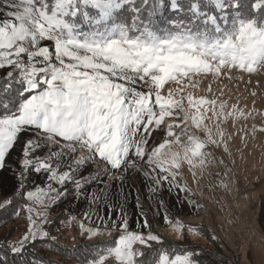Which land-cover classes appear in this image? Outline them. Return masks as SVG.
I'll return each instance as SVG.
<instances>
[{"label": "snow or ice", "instance_id": "obj_1", "mask_svg": "<svg viewBox=\"0 0 264 264\" xmlns=\"http://www.w3.org/2000/svg\"><path fill=\"white\" fill-rule=\"evenodd\" d=\"M261 70L264 0H0V187L11 180L0 210L27 219L18 240L0 243V264H44L35 245L55 243L48 216L69 195L84 205L61 221L89 242L81 264H204L202 249L183 244L203 227L172 210L204 207L182 170L198 182L225 164L208 149L230 155L229 119L244 137L257 129L237 127L255 109L229 105L223 89L193 91L209 76L211 93L213 82L251 83ZM131 177L174 240L153 227Z\"/></svg>", "mask_w": 264, "mask_h": 264}, {"label": "rangeland", "instance_id": "obj_2", "mask_svg": "<svg viewBox=\"0 0 264 264\" xmlns=\"http://www.w3.org/2000/svg\"><path fill=\"white\" fill-rule=\"evenodd\" d=\"M233 76L237 77L239 73H233ZM250 79L251 83H247L249 77L245 75L243 81L224 79L213 82L212 92L209 93L207 88L212 80L209 76L202 80L199 87L193 91L194 97L205 95L210 98L212 95L219 96L221 89H223L224 95L221 96V99L227 100L229 105L237 103L242 109L245 106L249 110L255 109V114L240 119L237 127L250 129L255 126L257 131L254 136L244 137L243 132H237L236 128L232 127L234 121L229 119L224 126L233 133V138L228 141L230 155L224 153L222 147L219 150L208 149V151L215 153L217 160L222 157L225 164L212 166L209 171L213 175L205 174L198 182H194L192 171L188 167L182 170L184 180L196 194L197 202L204 205L203 209L190 212L189 208L185 206L183 212H176L175 208L172 210L182 222L206 226L211 235L217 237L216 241L226 254L238 257L239 264H264V234L257 224L258 205L264 196V131H260L264 128V70H261L259 75L253 74ZM253 91L256 93L255 97L250 95ZM185 106L187 107L186 100ZM207 123L211 126L212 122ZM94 167V165L90 166V168ZM226 170L230 171H228L227 176H224ZM217 172H220L219 177L215 175ZM221 178L227 182L228 189L220 186ZM32 179L36 183H42L44 177L33 176ZM133 182L141 189V203L144 211L148 213V218L153 227L162 237L174 240L175 233L170 224L166 225L159 220H153L154 213L150 210L149 205L151 204L152 209L156 208L157 205L154 201L144 198L145 193L139 178L131 177L128 183L132 184ZM9 188H11V180L9 174L5 173L3 187H0V200H2L3 192ZM163 198L169 207L175 202V195L169 197L167 192L163 194ZM113 200L118 201L119 197L114 196ZM83 207V203L74 205L71 195H69L61 205L50 210L48 219L53 223L47 225L46 230L50 231L52 236L57 237V241L61 244L70 246L78 241L88 242L79 235L78 227L71 224H61V221L70 219V213H78ZM126 211L130 221L134 222L139 211L135 207L134 199L130 200L126 206ZM58 216L60 220H54ZM133 227H135L134 223ZM26 230V213H20L13 222L0 227V234L7 231L9 232L7 234L9 239L16 241ZM186 241L208 249L213 248L212 244L200 232L190 234Z\"/></svg>", "mask_w": 264, "mask_h": 264}, {"label": "trees", "instance_id": "obj_3", "mask_svg": "<svg viewBox=\"0 0 264 264\" xmlns=\"http://www.w3.org/2000/svg\"><path fill=\"white\" fill-rule=\"evenodd\" d=\"M18 215H13V210L8 209L6 211L0 210V227L8 223L13 222ZM60 220V217H56L54 220ZM257 224L264 234V196L261 198L258 205ZM204 231L200 232L205 239L212 244V249H208L199 245L190 244L187 241L183 242L185 247H193L203 250V255L200 257L204 261V264H239L238 257L232 254H226L220 244L216 240H212V236L209 229L206 226H202ZM11 231V230H10ZM50 232V231H49ZM9 232L0 234V243L5 241H11L8 237ZM52 235V233L50 232ZM89 242L78 241L73 245L61 244L57 240L55 243H41L37 242L35 245V253L38 257L43 258L44 264H48L49 261L59 262V264H81V253L83 246ZM179 243V242H178ZM76 246L77 251H69ZM176 247V245H173ZM11 259V257H10Z\"/></svg>", "mask_w": 264, "mask_h": 264}]
</instances>
